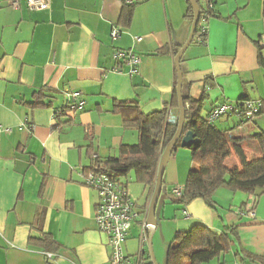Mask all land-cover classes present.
I'll return each instance as SVG.
<instances>
[{
    "label": "crops",
    "instance_id": "obj_1",
    "mask_svg": "<svg viewBox=\"0 0 264 264\" xmlns=\"http://www.w3.org/2000/svg\"><path fill=\"white\" fill-rule=\"evenodd\" d=\"M50 1L48 9L34 10L24 1L13 7L12 0H0V123L12 128L0 133V264H110L108 235L95 219L98 194L85 185L83 172L96 157L118 156L123 144L138 142V130L124 120L129 105L144 114L169 106L179 116V107L170 105L175 51L190 37L191 3L141 0L130 26L122 27L126 0ZM214 14L203 21L206 42L197 37L181 60L183 93L206 96L205 117L219 103L245 97L264 102V0H216ZM165 47L166 53H157ZM116 49L142 57L136 73L124 64L114 70ZM39 91L49 104H33ZM68 91L82 92L84 108L57 118ZM216 126L247 138L264 127V111L249 122L222 117ZM167 167L169 193L160 197L155 234L165 224L174 236L196 224L217 233L235 227L234 242L201 264H264V193L221 187L212 197L215 206L201 198L179 204L172 189L185 185L191 151L177 148ZM121 178L143 215L154 187L135 181L134 171ZM44 234L58 248L30 242ZM140 234L136 222L127 254L140 251Z\"/></svg>",
    "mask_w": 264,
    "mask_h": 264
},
{
    "label": "trees",
    "instance_id": "obj_2",
    "mask_svg": "<svg viewBox=\"0 0 264 264\" xmlns=\"http://www.w3.org/2000/svg\"><path fill=\"white\" fill-rule=\"evenodd\" d=\"M201 8L193 41L198 37L201 43L206 42L207 30H203V18L208 19L215 15L214 8L209 9L203 0H197ZM135 4L126 3L122 9L119 24L122 27L130 26L134 15ZM189 17L194 19V10L189 5ZM178 48H181L179 45ZM179 49H176L177 53ZM167 48H161L158 54H164ZM174 93L171 101L172 107H179L177 95V76ZM33 104H49L43 101L47 94L39 91L34 94ZM186 105V121L183 134L192 131L195 141L185 147L192 153V167L189 170L183 195L176 203L186 205L188 202L201 198L210 206L213 203V194L221 187L232 191H242L258 196L264 193V127L247 138L234 137L229 131L222 130L215 122L208 121V115H202L206 96L195 98L184 95ZM250 100L245 97L236 104L242 109L244 102ZM188 104V106H187ZM130 112L125 117L126 126H132L139 132L136 144H123L119 155L106 159L96 158L84 171L91 169L108 172L117 177H127L135 172V181L150 184L154 187L160 158L164 148L176 134L178 121L169 122V106L150 114H144L141 109L132 104L128 106ZM264 111V102L258 113L248 118L244 114L238 115L243 121L249 122ZM61 117L60 113L56 114ZM182 147L180 141L177 148ZM236 155L238 163L230 165L228 159ZM126 185V184H125ZM127 186V185H126ZM235 227H227L224 232L217 233L205 225L196 224L187 231L176 232L169 244L166 264H201L218 257L237 237ZM31 243L42 244L48 250L58 248V244L51 237L44 234L42 238L30 240ZM148 264H153L148 252Z\"/></svg>",
    "mask_w": 264,
    "mask_h": 264
},
{
    "label": "built area",
    "instance_id": "obj_3",
    "mask_svg": "<svg viewBox=\"0 0 264 264\" xmlns=\"http://www.w3.org/2000/svg\"><path fill=\"white\" fill-rule=\"evenodd\" d=\"M21 1H24L34 10L48 9L51 3L50 0H12V6H19ZM139 1L141 0H126V3L135 4ZM205 3L211 10L214 8L216 0H205ZM207 19L208 16H205L203 21ZM203 30H206L204 24ZM119 35L120 29L114 27L111 31L112 39H117ZM136 39L141 40V37H136ZM112 56L116 61V65L114 66V70L116 71H120V65L124 64L130 67L129 73H136L142 61V57L132 50L116 49ZM66 96V105L59 109L57 113L73 117L75 113L84 108L85 100L82 98L81 91H68L66 92ZM262 103V101L250 99L244 102L242 109L236 103H219L210 111L208 121L215 122L222 117L232 116L237 113L252 118L258 113L262 107ZM168 121L174 123L178 121V117L172 115L171 111H169ZM11 131V127H5L0 123V133H9ZM83 181L85 185L94 189L98 194L95 219L99 230L108 235L110 264H148L149 260L147 259L146 248L144 246L148 244L147 218L149 207L145 209L142 215L122 178L111 173L91 169L83 172ZM172 193L177 199L181 198L183 187L173 188ZM248 213L254 215V210L250 209ZM136 222H139L141 225L140 241L142 246L140 251L130 255L125 252V244L128 241L132 226ZM48 255L52 257L51 253Z\"/></svg>",
    "mask_w": 264,
    "mask_h": 264
},
{
    "label": "water",
    "instance_id": "obj_4",
    "mask_svg": "<svg viewBox=\"0 0 264 264\" xmlns=\"http://www.w3.org/2000/svg\"><path fill=\"white\" fill-rule=\"evenodd\" d=\"M193 10H194V20H193V26H192V31L190 34L189 39L187 42L181 47V49L178 51L175 57V63H176V69H177V95L179 99V116H178V127L176 134L174 135L173 139L168 143V145L164 148L161 158H160V163L158 167V172H157V178L156 182L154 185V190L153 194L151 197L150 201V206H149V214L147 218V229H148V252L150 255L151 262L153 264H158L155 254H154V249H153V237L154 233L156 231V226H157V219H156V208L158 201L160 199L163 185H164V174L165 170L167 167V164L172 156V153L176 147V144L180 141L182 147H187L191 145L195 141V136L192 131H188L186 134H183V129L186 121V105L183 97V72L181 68V60L184 55V52L188 48V46L192 43L197 23L199 21L200 13H201V8L199 6V3L197 0H189Z\"/></svg>",
    "mask_w": 264,
    "mask_h": 264
},
{
    "label": "rangeland",
    "instance_id": "obj_5",
    "mask_svg": "<svg viewBox=\"0 0 264 264\" xmlns=\"http://www.w3.org/2000/svg\"><path fill=\"white\" fill-rule=\"evenodd\" d=\"M180 149H186V148L180 147ZM228 163L230 165L237 164L238 163L237 156L235 154L232 155L228 159ZM167 169H169V168L167 167L166 171H167ZM164 176H165V174H164ZM168 189H169L168 185L164 184L163 189H162V193H161L162 196H160L162 199L165 195H168V193H169ZM170 191H171V188H170ZM162 199H159L156 211L158 210L159 207L162 206V204H161ZM170 231H171V227H169L168 224H165V226L163 228L159 229L157 234L154 233L153 249H154V254H155V257H156L158 264H166L169 242L174 237L173 233L171 234ZM136 233L138 234V231ZM136 243H137V239H136ZM146 251H147L146 255H148V245L147 244H146Z\"/></svg>",
    "mask_w": 264,
    "mask_h": 264
}]
</instances>
